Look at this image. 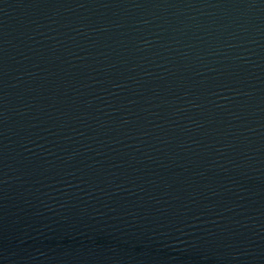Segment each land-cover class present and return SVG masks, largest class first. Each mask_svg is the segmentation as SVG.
Returning a JSON list of instances; mask_svg holds the SVG:
<instances>
[{
  "label": "water",
  "instance_id": "obj_1",
  "mask_svg": "<svg viewBox=\"0 0 264 264\" xmlns=\"http://www.w3.org/2000/svg\"><path fill=\"white\" fill-rule=\"evenodd\" d=\"M0 264H264V0H0Z\"/></svg>",
  "mask_w": 264,
  "mask_h": 264
}]
</instances>
